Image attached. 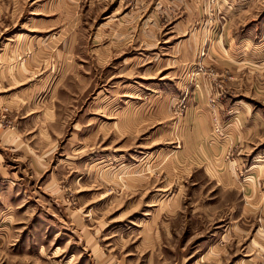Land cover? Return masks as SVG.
Masks as SVG:
<instances>
[{"label":"rangeland","instance_id":"rangeland-1","mask_svg":"<svg viewBox=\"0 0 264 264\" xmlns=\"http://www.w3.org/2000/svg\"><path fill=\"white\" fill-rule=\"evenodd\" d=\"M16 1L0 0V264H264V205L219 249L242 196L202 170L191 128L264 108V0H181L188 34L143 25L142 0Z\"/></svg>","mask_w":264,"mask_h":264},{"label":"crops","instance_id":"crops-1","mask_svg":"<svg viewBox=\"0 0 264 264\" xmlns=\"http://www.w3.org/2000/svg\"><path fill=\"white\" fill-rule=\"evenodd\" d=\"M81 2H85L84 5H81ZM87 2V0H26L23 10L27 14L34 15V11L38 9L44 11L54 8L51 5H55L58 6V10L70 11L77 9L80 11L79 8L84 7ZM113 2L114 0H110V3ZM132 3V0L126 3L125 0H116V5L122 9L129 8V4ZM13 4L14 8L18 7V0L16 4L14 2ZM38 6L41 8H36ZM137 7L139 17H142L141 12L144 14L148 11V14L144 17L143 25L147 21V23L151 22L150 26L156 28L164 21L167 22V26L171 24V31L183 28L185 29L184 34L191 32L190 26L194 21L193 11L195 7L193 2L142 0L141 6L138 1ZM76 21H79V17H76ZM208 35L207 33L204 37L207 39ZM226 37L228 40L229 36L225 32ZM146 38H150L148 42L155 44L151 36L146 35L144 32L139 34L138 42L145 43ZM225 38L223 37L224 40ZM59 39V43L60 41H63V43L71 42V44L77 42L75 36L69 37L66 41ZM116 40L119 42L118 39ZM126 41L129 42L127 38ZM258 43L259 40L255 42V45L258 46ZM262 57L264 58V55ZM257 91L264 99V85L260 86ZM261 103L264 102L261 101ZM222 119L223 130L221 135L214 134L213 131L210 133L209 121L207 123L204 118L195 117L194 120L192 119L191 126L194 129L198 122L202 126L200 137L193 138L194 146H198V149L192 152V154H200L202 170L208 175L213 173L218 178L225 180L224 182H217V186H224L242 196V207L229 214V217L233 220L231 222L233 227H230L228 232L224 230L222 243L219 245L220 250H224L228 241L227 238L231 234H233L232 236L236 241H238L239 236H243V228H249L254 224L259 207L261 208L264 205V191H262L264 185V149H260L264 145V108L260 103L252 105L243 101H234L232 104L227 105V112L225 111ZM187 122L191 123V118H188ZM239 172L243 173L242 178H238ZM239 219H242L240 224H238Z\"/></svg>","mask_w":264,"mask_h":264}]
</instances>
